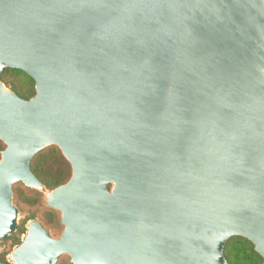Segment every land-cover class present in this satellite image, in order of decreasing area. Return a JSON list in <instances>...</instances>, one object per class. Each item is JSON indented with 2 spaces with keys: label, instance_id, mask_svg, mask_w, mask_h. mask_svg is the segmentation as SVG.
<instances>
[{
  "label": "water",
  "instance_id": "obj_1",
  "mask_svg": "<svg viewBox=\"0 0 264 264\" xmlns=\"http://www.w3.org/2000/svg\"><path fill=\"white\" fill-rule=\"evenodd\" d=\"M18 69L29 99L1 80ZM0 239L14 185L43 191L11 264H264V0H0ZM71 168L48 189L33 159Z\"/></svg>",
  "mask_w": 264,
  "mask_h": 264
},
{
  "label": "rangeland",
  "instance_id": "obj_2",
  "mask_svg": "<svg viewBox=\"0 0 264 264\" xmlns=\"http://www.w3.org/2000/svg\"><path fill=\"white\" fill-rule=\"evenodd\" d=\"M8 78L9 81L19 87H28V80L21 75L12 73ZM7 87L11 88L10 86ZM5 147L6 145L0 140V158L1 152ZM60 155L62 154L57 147L50 146L42 150L32 161L35 165L39 166L43 176L48 178L51 183L58 179L60 173L65 174V167L69 165L66 160L63 161L61 159ZM69 169L71 175L70 165ZM44 185L48 189H51L46 183ZM14 203L19 209L18 229L14 235L19 233V230L26 231L28 222L36 220L52 237L56 239L60 238L64 230V226L60 222V213L46 206L43 191L30 189L22 183H17L14 185ZM14 246L15 244L11 238L10 240L0 239V254L6 253L8 255ZM248 252V244L237 243L231 252V258L235 264H243L247 259ZM0 264L3 263L0 262ZM56 264H72L70 256L62 255Z\"/></svg>",
  "mask_w": 264,
  "mask_h": 264
},
{
  "label": "trees",
  "instance_id": "obj_3",
  "mask_svg": "<svg viewBox=\"0 0 264 264\" xmlns=\"http://www.w3.org/2000/svg\"><path fill=\"white\" fill-rule=\"evenodd\" d=\"M12 73L25 77L28 80V87L27 88L19 87L13 82L9 81L8 77ZM1 80L5 83L6 86H10L12 90H14L19 96H21L24 99H29L35 93L34 80L29 75H27L25 72L21 70L8 69L6 72L1 74ZM60 157L63 161H65V158L62 155H60ZM31 167H32L33 172L36 174V176L44 184L46 183L47 186L51 188L52 187L54 188L56 186H59L65 183L70 177L69 165L65 167L66 173L65 174L60 173L58 179L56 178L57 180L53 181L52 183L48 178L43 176L42 171L40 170L38 165H35V163L32 162ZM24 232H25L24 230H19V233L11 237L15 245L20 242L21 236L23 235ZM237 243H245V244H248L249 246V252L247 255V259L243 264H261L263 262L262 257L254 250V246L249 240L242 238V237H233L227 242V245L225 247V252H226L225 257L228 260L229 264H235V262H233V259L231 258V252ZM6 256H7L6 253L0 254V262L3 264H11L7 261Z\"/></svg>",
  "mask_w": 264,
  "mask_h": 264
}]
</instances>
